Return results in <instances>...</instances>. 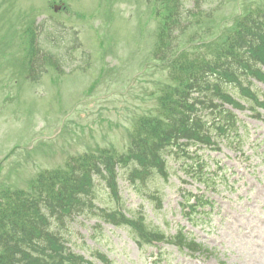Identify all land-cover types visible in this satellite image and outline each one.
Instances as JSON below:
<instances>
[{
	"label": "rangeland",
	"instance_id": "rangeland-1",
	"mask_svg": "<svg viewBox=\"0 0 264 264\" xmlns=\"http://www.w3.org/2000/svg\"><path fill=\"white\" fill-rule=\"evenodd\" d=\"M17 1H21L17 8L23 13L37 10L35 14L43 13L42 17L51 18L50 23L59 19L80 30L84 45L73 54L81 60L87 50L90 56H85L83 65L76 70L67 69L59 75L55 84V73L50 72L40 86L27 82L20 93L16 85L10 87L15 99L0 119V190L27 188L41 169L63 166L68 157L97 146H114L124 152L129 146L128 111L136 116L152 108L157 100L156 96L148 97L152 87L155 90L152 81L164 79L160 66L154 69L155 76L151 71L143 74L144 64L151 62L153 52V46L149 48L150 35H155L157 27L152 2L67 0L70 13L62 10L55 14L54 6L61 5L62 0ZM240 5L255 8L264 5V0H226L212 21L230 20ZM201 23L191 30V35L201 34L203 26H209L203 19ZM9 26L12 31L13 17ZM14 47L10 38L3 39L0 50L4 52L0 53H11ZM237 113L246 122L248 135L251 128L264 127L250 120L249 111ZM60 124L65 126V134L55 138ZM252 142L248 140L246 148ZM203 152L198 151L196 160L202 154L205 161L211 159L207 169L209 173L215 171L216 178L208 189L189 182L184 170H180L185 162L177 160L170 163L171 178L167 183L154 179L146 187L142 185L141 191L121 182L120 188L125 207L143 212L151 227L170 236L176 234L179 225L186 226L198 242L214 248L216 256L194 258L168 244L159 245L161 253L157 247L140 250L127 230L111 226L95 230L97 220L83 222L80 218L71 222L74 240L78 238L79 244L82 239L88 241L91 247L107 253L113 264H264V184L258 185L247 175L249 169L235 152L212 151L210 159L209 152ZM225 174L230 177L229 185L225 184ZM185 192L205 194L215 202L205 223L193 227L184 217L179 204ZM102 197L111 203L104 192Z\"/></svg>",
	"mask_w": 264,
	"mask_h": 264
},
{
	"label": "trees",
	"instance_id": "trees-1",
	"mask_svg": "<svg viewBox=\"0 0 264 264\" xmlns=\"http://www.w3.org/2000/svg\"><path fill=\"white\" fill-rule=\"evenodd\" d=\"M164 3L161 2V6ZM164 17V26L170 25L169 31L162 37L166 39L161 43L159 50H157V57L160 60L168 61L170 58L173 61L168 65L171 69V77L175 83L168 86L165 90L162 89V96L160 98V115L158 119L147 120L144 118L139 124L137 137L145 133L142 138L134 142L133 148L130 151V159L143 165L146 168L153 167L159 169L164 173L166 166L165 155L172 145L178 144L180 139H192L194 135L198 134L201 129L200 124H196L194 120L187 115V112L196 107L195 103L190 105L187 97L192 93H198L199 96H204V102L209 105L213 104V99L218 96L223 101H235L231 99V95L224 87L230 86H245L246 73L252 72L257 76L256 78L264 81V74L258 68V64L264 66V25L243 26L241 28V38L236 47L233 44L225 45H210L208 46L207 54L209 62L200 61L198 56L190 57L191 49H185L190 44L182 43V36L188 30L184 24V9L180 2L174 5V12L168 9ZM164 9V10H165ZM264 22V16L261 19ZM255 22H258V20ZM48 36H54L60 33L54 26L48 29ZM260 31L258 36H250L253 32ZM44 38L47 35L42 30ZM77 34V32H76ZM240 34V33H238ZM168 36V37H167ZM233 38V36L231 35ZM31 48H35V33L30 37ZM62 38H58L60 40ZM77 36L67 34V40L77 42ZM56 49L59 45H54ZM245 51L244 55L242 51ZM40 52V50H39ZM190 52V53H188ZM47 55H42L43 60ZM52 58V57H49ZM173 72V73H172ZM181 74V77H180ZM205 93V94H203ZM203 104V102H202ZM154 124V125H152ZM127 159H122L113 151H105L102 153L90 154L78 160V166L68 169L66 174H61L57 178L65 186L66 177L73 174L72 186H67L65 193L64 188L62 195L49 196V192L45 191L46 195L36 194L32 199V203L41 207H50L54 203V208H58L63 214L70 215L73 212L80 211L82 202L88 194L95 193V179L94 175H99L109 182H115L117 167ZM67 175V176H66ZM166 178L167 175L164 174ZM41 189V193H42ZM31 195L18 194L10 198V194H6L3 206L0 207V248L2 253L0 255V264H88L78 261L75 257L66 255L62 252L56 255H51L48 250L51 245L36 242V230L40 229L41 224L33 216V211H27L26 215L19 217V213L15 208H12V201L17 200L14 204L28 205L30 203L27 197ZM27 198L26 200H24ZM24 200V201H22ZM116 213L107 214L106 217L113 220ZM120 219L124 220L121 215ZM29 226V228H28ZM136 234L142 240L150 238H159L148 232L143 225L137 227Z\"/></svg>",
	"mask_w": 264,
	"mask_h": 264
}]
</instances>
